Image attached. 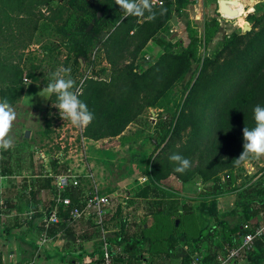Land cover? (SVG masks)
<instances>
[{
    "label": "rangeland",
    "instance_id": "374dc122",
    "mask_svg": "<svg viewBox=\"0 0 264 264\" xmlns=\"http://www.w3.org/2000/svg\"><path fill=\"white\" fill-rule=\"evenodd\" d=\"M20 1L13 0V3ZM22 1L37 3L47 18L41 21L31 44L26 49L20 50L24 55L22 63L25 70L24 91L20 98L10 103L16 111L17 119L10 132L14 141L13 146L8 150L0 149V200L7 195L16 194L22 201H26L30 181L44 179L42 175L45 174L47 165L56 170L64 164L72 167L83 183L86 180L88 182L95 180L104 187L108 185L99 189L102 194L108 195L109 189L111 191L115 189L118 197H123L124 201L127 199L128 191H132L133 198L139 197L137 192L144 183L149 163L161 150L158 145L159 139L156 138L158 130L155 125L161 109L153 107L147 109L120 136L96 141L85 138L82 135L84 127H76L69 121H64L59 115V110L52 106L54 102L39 95L46 87L41 82L44 75L50 76L60 66L70 68V75L76 70L77 66L74 62L76 50L64 45V41L70 38L65 35V25L69 29L75 23V18L81 16L85 6L80 0ZM184 1L187 3L184 2V6L180 7L179 0H171L173 5L170 19L156 37L146 44L145 55H139L135 61L138 63L147 59L154 63L164 53L165 47H170L171 53H180L181 47L191 50L192 71L187 74L183 85L192 79V73H199L208 57L217 56L215 59L217 63L226 59L232 50V46L225 48L229 40L239 41L237 38L247 32L245 23L249 24L251 30H257L258 25L255 20L264 14V6L253 4L250 7L254 8L246 10L242 15L243 11L240 10L239 17L223 18L217 12L218 0H202L198 5ZM47 7H51L52 10ZM252 11L253 17H248ZM99 13H102L100 18L105 17L102 10H98V16ZM116 17L117 13H114L107 24L99 26L101 29L98 33L101 40H106L114 30ZM146 19L144 15L139 17L138 22L141 23ZM91 24L93 25L89 31L99 28L96 22H90L88 28ZM137 40L128 39L126 43L115 47L94 45L88 54L92 64L82 63L80 72L83 75H76V81H82L93 69L100 73L98 77H108L106 72H102V67H109L105 55H112L117 65L124 66L131 61L132 51L138 44ZM179 84L180 82L175 85V91L179 96L177 104L181 103L180 97L182 98L183 94ZM189 130L188 128L183 132L184 138L187 137ZM227 157L228 153L221 161L224 163ZM190 161L192 167L189 170L195 169L198 166V157L194 156ZM89 173L92 176L88 178L86 174ZM262 180L264 181V157L249 158L240 165L225 167L208 180L195 174L189 181L182 182L172 174L161 182L159 189L162 190L158 191L159 199L156 200L161 202L168 223L165 221L162 225L158 226L160 222L156 225L157 220L150 213L151 205L145 200H139L140 203L133 205L134 214L128 216L130 219L125 228L133 242L125 243L124 247L127 245V251L130 244L138 249L142 245L143 248L149 249L148 264H152V259L160 260V264H166L165 259H169L173 264L179 262L190 264L195 253H199L212 263L217 255H222L231 246V229L242 227L247 222L242 202L254 196L246 195L248 190L258 191L264 188L258 184ZM6 183L12 186L9 187ZM95 191L96 189L92 188L88 195ZM255 196L260 197L261 192L256 193ZM204 205L218 213V219L223 222L221 226L211 229L216 224V219L201 213ZM178 207L190 210L189 213L192 215L182 219L181 222L177 219L178 225H176L177 216L171 215V211ZM259 219L261 220L260 216ZM109 223V227L120 229L119 223L116 225L117 222L113 224L110 220ZM144 225H154V228L146 229L141 237ZM179 229L195 237L192 240L191 238L185 240L182 237L172 246L171 241L167 240L169 233L179 234L177 233ZM199 235H203L202 239ZM170 247L172 249L168 252ZM252 254V256L259 255L261 264H264V238L256 242ZM252 262L246 260L244 264H252ZM132 264H136V261ZM137 264H142V261L137 260Z\"/></svg>",
    "mask_w": 264,
    "mask_h": 264
},
{
    "label": "trees",
    "instance_id": "16d2710c",
    "mask_svg": "<svg viewBox=\"0 0 264 264\" xmlns=\"http://www.w3.org/2000/svg\"><path fill=\"white\" fill-rule=\"evenodd\" d=\"M184 2L186 1L179 0L180 7L184 6ZM80 3L85 6L81 16L75 18V23L69 29L65 25V35L70 38L64 41V45L76 50L74 62L77 67L71 75L75 81L76 75H83L80 72L82 63L92 64L88 54L94 45L115 47L126 43L128 39H138V44L132 51L131 61L124 66L117 65L112 55H105L109 67H102V72H106L108 77H98L100 73L93 69L82 81H76L79 98L86 103L94 115L92 122L84 127L82 135L95 141L120 136L147 109L151 107L161 109L159 118L155 122L158 130L156 138L159 139L158 145L161 150L152 157L145 176L146 181L138 189L137 195L150 199L148 203L152 207L150 213L157 220L155 224L160 222L158 226L162 225L168 219L165 217L161 202L156 201L155 198L158 196V191L162 190L159 187L163 180L172 174L182 182L189 181L195 174L208 180L223 168L237 165L234 160L243 151L242 130L246 126L249 128L254 126V106L264 105V14L255 20L258 25L257 30L252 29L241 34L237 42L229 40L225 48L232 46V50L226 59L217 63L215 61L217 56L208 57L199 73H192V79L183 85L187 74L192 71L191 50L181 47L180 53H171L170 47H165L164 53L154 63L147 59L135 63L139 55H145L146 44L156 37L170 19L173 5L171 0H164L161 5L154 6L155 19H150L149 14L145 13L147 19L141 23L136 16L124 18L114 0H80ZM36 5L37 3H24L22 0L20 3L0 0V100L7 99L9 103L15 102L24 91L25 70L22 66L24 55L20 50L26 49L31 44L41 21L47 18L44 11ZM48 8L52 10L51 7ZM97 9L102 10L105 17H98ZM114 13H117L114 30L106 40H101L98 33L101 29L99 26L107 24ZM253 14V11L250 12L248 17L252 18ZM94 20L99 28L88 31L89 23H95ZM239 42L241 43L238 44ZM50 76L44 75L42 84L46 86ZM178 82H180L178 85L180 90L185 95L182 94V98L180 97V104H177L179 96L175 91ZM49 101L55 103L56 97L52 96ZM188 128L190 130L184 138L183 132ZM173 153H179L188 159L197 156L198 166L183 174L175 172L176 165L169 160V156ZM227 153L228 157L223 163L221 159ZM220 164L224 167H220ZM59 167L56 170L51 167V171L47 173L48 178L40 179L41 186L50 185L54 196L57 194L56 176L72 171V167L68 164ZM79 179L80 184L77 187L81 188L83 182L81 178ZM260 182L258 184L264 187V181ZM254 190H248L246 195L254 196L242 202L247 222L242 227L231 229L230 247L237 246L241 237L259 224V216L264 217V188ZM39 191L38 188H30L24 204L29 205L32 199L36 202ZM258 192H261L260 197L255 196ZM63 195L71 197L73 205L82 204L72 188H68ZM51 210L52 207L46 211V214ZM62 210L66 209L63 207ZM189 211L172 209L171 215L177 216L176 225H178L177 219L181 222L182 219L192 215ZM121 213L122 208L119 206L118 211L109 219L113 224L117 222L116 225L118 223L120 225V229L109 238L114 245H124L133 240L125 230L128 220H125V216H121ZM201 213L204 216L215 217L216 224L211 229L223 224L218 219V213L210 207L204 205ZM154 225L149 228L153 230ZM145 230L143 226L141 237ZM177 233L179 234L169 233L167 238L172 246L182 237L185 240H190L188 238L192 240L195 237L181 229ZM202 237L203 235H199L200 239ZM136 242L138 244V241ZM111 246L114 248L113 245ZM132 246L136 247L130 244L128 251ZM124 248L127 250V245ZM171 249L172 247L168 252ZM252 253L253 251L246 256L245 261L261 264L259 255L252 256ZM113 254L117 259V252ZM224 254L226 251L222 253ZM218 256L212 263L202 257L206 264H216Z\"/></svg>",
    "mask_w": 264,
    "mask_h": 264
},
{
    "label": "crops",
    "instance_id": "0c3cea01",
    "mask_svg": "<svg viewBox=\"0 0 264 264\" xmlns=\"http://www.w3.org/2000/svg\"><path fill=\"white\" fill-rule=\"evenodd\" d=\"M217 3L219 5L217 12L219 16L224 18L220 11V0ZM253 4H258L262 7L264 6V0H261V3L260 0H240L231 8L237 9L238 14H240V10L241 12L243 11L242 15L246 10L254 8L250 7ZM200 5L202 4L200 3ZM227 16L235 18V16ZM50 171L51 167L47 165L45 174L42 175L43 178H48L47 173ZM145 181L146 178L143 182ZM6 184L9 187L12 186L8 183ZM99 184L95 180H91L89 183L86 180L81 185V188L77 186L71 188L76 192V197L83 201L92 188L99 190L108 186L104 187V185ZM29 187H35L40 190L36 202L32 199V203L26 205L16 194L13 196L7 195L0 200V264H106L104 258V237L111 253L110 264H132L138 258H140L142 264L147 263L149 249L143 247L138 249L132 246L130 251H127L124 245L111 244L109 234L116 232L118 228L109 227V219L113 217L120 206L122 213L125 214L122 215L121 213V216H125V220H129V217L134 214V211H132L134 209L133 205L140 203L141 200L148 202L150 199L143 197L133 198L134 194L132 191H128L127 199L124 201L123 197H118L115 189L113 191L109 189L110 204L107 207L104 232L96 226L92 219L83 218L73 223L69 222L68 211L62 210L63 207L60 205L57 209L60 211L61 221L51 225L47 232L48 238L44 241L46 211L56 206V203H54L56 196L50 190V185L41 186V180L30 181ZM157 199L159 197L155 198V200ZM178 209L180 211L183 210L179 207ZM149 227L151 226L144 225L146 229ZM115 251L117 252L118 260L113 254ZM152 260V264L161 263L160 260ZM165 260L166 264H173L169 259ZM174 264H181V262Z\"/></svg>",
    "mask_w": 264,
    "mask_h": 264
},
{
    "label": "clouds",
    "instance_id": "9594fccd",
    "mask_svg": "<svg viewBox=\"0 0 264 264\" xmlns=\"http://www.w3.org/2000/svg\"><path fill=\"white\" fill-rule=\"evenodd\" d=\"M124 18L128 16L143 17L149 14L150 19H155L152 0H114ZM71 69L60 66L50 76L46 87L39 95L47 100L52 96L56 102L52 106L59 110V115L64 121H69L76 127H85L94 119L93 113L86 103L79 98L76 81L71 78ZM17 119L16 111L7 99L0 100V149L8 150L13 146V138L10 136L14 121ZM254 126L243 128V151L234 160L237 165L247 162L249 158L260 159L264 157V105H256L253 108ZM169 160L174 162L177 173H185L192 167L190 159L179 153H173Z\"/></svg>",
    "mask_w": 264,
    "mask_h": 264
},
{
    "label": "built area",
    "instance_id": "2783aa9c",
    "mask_svg": "<svg viewBox=\"0 0 264 264\" xmlns=\"http://www.w3.org/2000/svg\"><path fill=\"white\" fill-rule=\"evenodd\" d=\"M164 0H152L154 6L161 5ZM193 5H198L201 0H187ZM224 18L229 16L222 13ZM92 176V174H86ZM145 180V179H144ZM80 184L79 174L73 169L69 173H62L56 176L57 194L55 197L56 206L51 210L49 214H46L44 220V235L43 240H47L48 229L53 224H57L61 221L59 215L58 206H63L68 211V220L73 223L80 219H92L96 226L103 232L105 230L107 207L110 204L109 195L102 194L98 189L93 194H90L82 201L81 205H73L72 198L64 196L63 193L71 187L78 186ZM264 237V217L261 218L258 225L255 228L243 235L240 239V243L235 247L226 249V254L219 255L216 264H244L246 256L251 253L256 247V241ZM104 240V258L106 264L111 262V253L109 250L106 238ZM191 264H206L203 257L196 253L193 256Z\"/></svg>",
    "mask_w": 264,
    "mask_h": 264
},
{
    "label": "water",
    "instance_id": "95a60500",
    "mask_svg": "<svg viewBox=\"0 0 264 264\" xmlns=\"http://www.w3.org/2000/svg\"><path fill=\"white\" fill-rule=\"evenodd\" d=\"M240 0H220V11L225 14V15H231V16H237L238 15V10L237 9H232L231 6L233 7L234 4H236ZM102 13H99L100 17ZM95 22V20L93 21ZM92 25L88 28V31L92 28ZM245 31H250L251 27L249 26L248 23L244 24ZM26 136H29V131L26 133Z\"/></svg>",
    "mask_w": 264,
    "mask_h": 264
},
{
    "label": "bare ground",
    "instance_id": "6f19581e",
    "mask_svg": "<svg viewBox=\"0 0 264 264\" xmlns=\"http://www.w3.org/2000/svg\"><path fill=\"white\" fill-rule=\"evenodd\" d=\"M237 4V3H236ZM236 4H234V6L236 5ZM232 7V6H231ZM233 9V8H232ZM236 17H239L238 15L236 16Z\"/></svg>",
    "mask_w": 264,
    "mask_h": 264
}]
</instances>
